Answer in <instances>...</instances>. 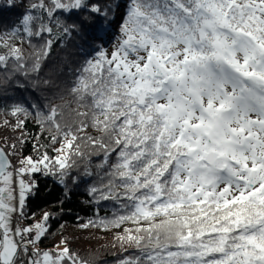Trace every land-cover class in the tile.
<instances>
[{
    "label": "snow or ice",
    "instance_id": "snow-or-ice-1",
    "mask_svg": "<svg viewBox=\"0 0 264 264\" xmlns=\"http://www.w3.org/2000/svg\"><path fill=\"white\" fill-rule=\"evenodd\" d=\"M120 8L119 0L103 8L96 0L32 3L0 33V86L59 88L55 70L41 76L53 22L60 42L75 34L102 45ZM119 32L110 55L101 47L69 69L70 121L66 105L47 96L3 110L16 129L34 118L49 142L37 139L35 156L16 164L17 143L0 147V264H93L67 246L36 247L49 212L13 226L26 218L36 174L66 193L69 180L83 183L90 204L116 206L111 216L95 209L82 228L134 225L116 243L138 254L119 264H264V0H128Z\"/></svg>",
    "mask_w": 264,
    "mask_h": 264
},
{
    "label": "trees",
    "instance_id": "trees-1",
    "mask_svg": "<svg viewBox=\"0 0 264 264\" xmlns=\"http://www.w3.org/2000/svg\"><path fill=\"white\" fill-rule=\"evenodd\" d=\"M37 0H14V6L8 7L7 0H0V33L17 25L26 9ZM103 8L108 4L113 3V0H96ZM121 8L116 12L115 22L107 30L105 40L101 45L99 41L84 42V38L72 35V38L63 37V42H60V34L56 31L55 23L53 22V39L54 43L51 49V55L44 63L41 76L48 73L50 70H55L57 75L54 76L59 88L51 90H43L39 92H31L30 90L21 91L13 87V83L0 86V147H5L13 142L17 143V154L11 156V162L16 164L23 157L32 155L33 144L39 139L40 144H48V133L44 132L40 136L41 129L37 126L34 118L29 117L26 121V126L23 129H16V118L4 112V109L9 108L13 103L19 102L24 98L38 100L43 103V97L47 96L48 101L52 104H65L63 109L66 120H71L73 115L72 110L76 108L74 98L69 93L72 86L71 82L74 75L69 69L75 70L80 67L87 59L92 58L95 52L102 47L109 55L113 50L112 47L120 38L119 26L121 14L126 10L128 0H119ZM81 16L84 13H80ZM61 19L64 14L57 13ZM47 21V18H45ZM49 37L45 35L40 40L33 38V44H41ZM15 43L25 49V52L31 51L27 43L21 44L19 40ZM91 45V46H89ZM3 51V49H0ZM20 79V77H17ZM55 93V95H54ZM8 123L5 124L4 121ZM91 134L95 132L88 130ZM24 133V139L27 141L22 146L18 142V138ZM59 147V144L56 145ZM49 148V155H52ZM93 165L97 160L93 158ZM82 167L79 171H82ZM95 171V169H93ZM77 174V170L73 171V175ZM34 179L38 182L34 192L27 197L24 219H15L16 223L22 225H30L37 220H41L45 212L52 214L47 222L49 228L45 237L38 243V248L41 250L57 251L59 247L67 246L71 251L77 253L80 257L91 259L93 264H119V261L125 257L134 256L138 253L134 249L125 246L122 249L116 243V234L122 232L124 227H134L132 224H125L119 229H103L100 227L82 228L81 225L86 223L90 218L94 217V210L99 209L100 216H111L115 205L111 202H102L99 205L89 203L85 196V185L83 183L78 186H73L69 180L68 187L70 192L66 193L65 187L59 184L55 178L45 177L41 174H36ZM95 179V177L93 178ZM91 183V181H89ZM34 214V215H33ZM79 218V219H78ZM61 240L66 241V245L61 243Z\"/></svg>",
    "mask_w": 264,
    "mask_h": 264
},
{
    "label": "rangeland",
    "instance_id": "rangeland-1",
    "mask_svg": "<svg viewBox=\"0 0 264 264\" xmlns=\"http://www.w3.org/2000/svg\"><path fill=\"white\" fill-rule=\"evenodd\" d=\"M116 45V44H115ZM114 45V46H115ZM114 46L112 47V49L114 48ZM15 219H17V218H13V221H12V224H13V226H15L17 223H16V221H15ZM37 221H41V220H37ZM37 221H35V223L37 222ZM34 224V223H33ZM22 226H24V225H22ZM58 249H62L61 247H59Z\"/></svg>",
    "mask_w": 264,
    "mask_h": 264
},
{
    "label": "built area",
    "instance_id": "built-area-1",
    "mask_svg": "<svg viewBox=\"0 0 264 264\" xmlns=\"http://www.w3.org/2000/svg\"><path fill=\"white\" fill-rule=\"evenodd\" d=\"M36 247H38V244L36 245Z\"/></svg>",
    "mask_w": 264,
    "mask_h": 264
}]
</instances>
